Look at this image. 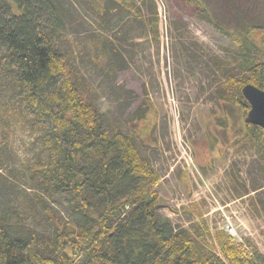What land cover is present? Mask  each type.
<instances>
[{
    "label": "rangeland",
    "instance_id": "374dc122",
    "mask_svg": "<svg viewBox=\"0 0 264 264\" xmlns=\"http://www.w3.org/2000/svg\"><path fill=\"white\" fill-rule=\"evenodd\" d=\"M200 1L206 12L185 0H55L61 23L51 27L53 42L100 126L137 132L134 143L160 175L157 214L219 256L220 232L235 244L248 240L264 254V190H255L264 183L258 145L240 135L246 115L233 107L230 122L220 127L214 99L217 85L239 74L245 58L219 27L233 34L249 26L264 30V0ZM154 17L157 34L149 28ZM248 52L249 59L264 61L253 45ZM144 105L150 112L138 121ZM48 132L0 59V225L43 246L64 221L79 222L68 194L33 173L48 160L42 140ZM130 185L120 183L115 191L125 193ZM204 222L205 240L197 232Z\"/></svg>",
    "mask_w": 264,
    "mask_h": 264
},
{
    "label": "trees",
    "instance_id": "16d2710c",
    "mask_svg": "<svg viewBox=\"0 0 264 264\" xmlns=\"http://www.w3.org/2000/svg\"><path fill=\"white\" fill-rule=\"evenodd\" d=\"M185 1L207 11L200 0ZM124 6L140 16L135 6ZM60 20L55 0H0V59L14 72L30 111L49 127L42 138L48 160L34 166L33 173L46 186L68 194L79 222L64 221L44 246L34 237H13L0 225V264H264V254L248 240L235 244L220 232L219 256L203 249L189 230L157 214L161 198L154 187L160 175L134 143L136 131L112 133L100 126L96 108L74 85L54 45L51 27ZM149 28L158 33L157 17ZM219 29L245 56L241 72L228 76L214 93L220 109L217 122L226 127L229 107L244 116L250 109L241 92L245 84L264 90V61L247 57L253 45L264 58V30L249 26L233 34ZM149 112V106H141L137 120L145 121ZM240 135L257 143L264 170V129L245 122ZM214 149L206 153L212 157ZM120 183L131 185L125 193L116 192ZM255 190H264V183ZM207 230L205 222L197 225L199 238L205 240Z\"/></svg>",
    "mask_w": 264,
    "mask_h": 264
},
{
    "label": "water",
    "instance_id": "95a60500",
    "mask_svg": "<svg viewBox=\"0 0 264 264\" xmlns=\"http://www.w3.org/2000/svg\"><path fill=\"white\" fill-rule=\"evenodd\" d=\"M241 92L250 104L245 122L264 129V90L253 84H245Z\"/></svg>",
    "mask_w": 264,
    "mask_h": 264
}]
</instances>
